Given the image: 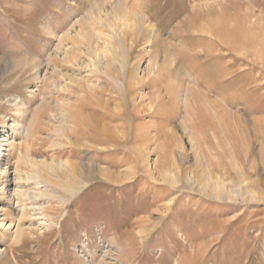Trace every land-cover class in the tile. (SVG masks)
<instances>
[{"label":"rangeland","instance_id":"1","mask_svg":"<svg viewBox=\"0 0 264 264\" xmlns=\"http://www.w3.org/2000/svg\"><path fill=\"white\" fill-rule=\"evenodd\" d=\"M0 144V264H264V0H0Z\"/></svg>","mask_w":264,"mask_h":264},{"label":"bare ground","instance_id":"2","mask_svg":"<svg viewBox=\"0 0 264 264\" xmlns=\"http://www.w3.org/2000/svg\"><path fill=\"white\" fill-rule=\"evenodd\" d=\"M245 39V38H244ZM91 45V44H90ZM95 46V45H94ZM92 47V46H91ZM91 49H94V48H91ZM103 56V55H102ZM169 56V55H168ZM99 59V58H98ZM97 59V60H98ZM99 62V61H98ZM80 63V62H79ZM95 63V62H94ZM77 65V64H76ZM97 65V64H96ZM90 67V66H89ZM78 68V67H77ZM94 68V66H93ZM96 68V67H95ZM158 72V71H157ZM151 75V74H150ZM128 79V78H126ZM127 81V80H126ZM94 88V87H93ZM100 91V90H99ZM98 94V93H97ZM89 97L92 98V95L90 96L88 94ZM85 97V96H84ZM87 97V95H86ZM82 98V97H81ZM90 100V99H89ZM93 100V99H92ZM96 103V102H95ZM89 104V103H88ZM98 104V103H97ZM76 107V106H75ZM72 111V110H71ZM132 111V110H131ZM113 112V111H112ZM71 118H72V124H73V127L75 128H79V129H85L86 127H88V129H90L91 131H93L95 133L96 136H99L100 138H112V139H115V137H113V131L112 129L110 128V124H108V120L111 122V121H114L116 118H118L116 115H112V114H109V115H105L103 113H99L97 114V116L95 115L92 116L94 117L93 119L92 118H89L88 116L86 115H83L81 111H79L78 109L76 108H73V111L71 112ZM112 115V116H111ZM104 119L107 120L108 123L106 122H102V121H105ZM106 123V124H105ZM86 129V130H88ZM85 131V130H84ZM87 134V133H86ZM87 137V136H86ZM111 139V140H112ZM110 140V139H109ZM110 140V141H111ZM104 142V141H102ZM0 149H1V144H0ZM203 158V157H202ZM208 171V170H206ZM204 180L207 181L206 185L210 186V182L212 180V176H211V173L208 171V174L207 176H204ZM195 181V174H189L188 178H187V182L189 183H192ZM212 184V183H211ZM219 186L221 187V189L223 190V185H220ZM6 188V187H5ZM10 225V224H8Z\"/></svg>","mask_w":264,"mask_h":264}]
</instances>
